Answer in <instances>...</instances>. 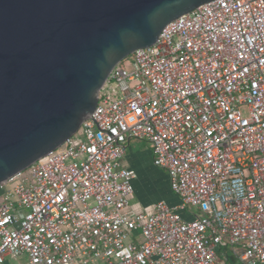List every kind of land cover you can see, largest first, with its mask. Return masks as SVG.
Masks as SVG:
<instances>
[{
	"label": "built area",
	"instance_id": "obj_1",
	"mask_svg": "<svg viewBox=\"0 0 264 264\" xmlns=\"http://www.w3.org/2000/svg\"><path fill=\"white\" fill-rule=\"evenodd\" d=\"M129 140L177 204L130 209ZM224 245L264 264V0L170 21L112 69L76 134L0 184V264H219Z\"/></svg>",
	"mask_w": 264,
	"mask_h": 264
},
{
	"label": "water",
	"instance_id": "obj_2",
	"mask_svg": "<svg viewBox=\"0 0 264 264\" xmlns=\"http://www.w3.org/2000/svg\"><path fill=\"white\" fill-rule=\"evenodd\" d=\"M211 0H0V184L77 133L112 69Z\"/></svg>",
	"mask_w": 264,
	"mask_h": 264
},
{
	"label": "crops",
	"instance_id": "obj_3",
	"mask_svg": "<svg viewBox=\"0 0 264 264\" xmlns=\"http://www.w3.org/2000/svg\"><path fill=\"white\" fill-rule=\"evenodd\" d=\"M146 159H148V161L152 164V154L148 145L142 141L129 140L126 144V155L121 164L125 168L132 169L137 174V178L133 181L134 191L130 197V209L134 212L151 213L153 210L154 201L140 202L135 199V194L138 187V180L140 176L139 169L147 161ZM167 202L170 204H177L178 200L176 196L171 193L167 196ZM5 263L27 264V257H7Z\"/></svg>",
	"mask_w": 264,
	"mask_h": 264
},
{
	"label": "rangeland",
	"instance_id": "obj_4",
	"mask_svg": "<svg viewBox=\"0 0 264 264\" xmlns=\"http://www.w3.org/2000/svg\"><path fill=\"white\" fill-rule=\"evenodd\" d=\"M124 66L128 69L129 62L124 61ZM146 160L147 161L139 169L140 176L135 199L140 202L154 201L155 203L159 200L167 202V196L172 193L169 186L168 176L164 170L151 164L148 159Z\"/></svg>",
	"mask_w": 264,
	"mask_h": 264
},
{
	"label": "trees",
	"instance_id": "obj_5",
	"mask_svg": "<svg viewBox=\"0 0 264 264\" xmlns=\"http://www.w3.org/2000/svg\"><path fill=\"white\" fill-rule=\"evenodd\" d=\"M237 251L228 245L220 247L218 255L219 264H237Z\"/></svg>",
	"mask_w": 264,
	"mask_h": 264
}]
</instances>
